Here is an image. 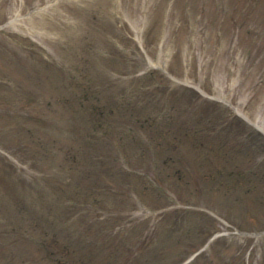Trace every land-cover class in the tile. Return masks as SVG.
Instances as JSON below:
<instances>
[{
	"label": "rangeland",
	"instance_id": "rangeland-1",
	"mask_svg": "<svg viewBox=\"0 0 264 264\" xmlns=\"http://www.w3.org/2000/svg\"><path fill=\"white\" fill-rule=\"evenodd\" d=\"M227 1L234 3L228 11L222 7ZM263 8H253L251 0H0V178L31 197L48 181L55 201L65 204L51 215L56 225L46 222L34 231L63 241L67 226L87 222L95 227L91 236L105 242L104 224L96 217L112 209L123 219L112 237L117 251L105 258L107 264H181L188 242L200 241L207 230V237L218 234L219 240L192 264H264ZM240 13L261 35L247 34L244 25L236 28L240 22L233 17ZM45 99L53 105L48 113L60 117L49 124L58 138L54 144L45 139L48 124L32 119L51 121L46 108L42 114L37 107ZM112 99L145 108L134 110L141 112L136 120L125 108L115 110ZM88 104L111 110L112 121L120 123L113 126L122 135L121 155L133 161L136 172L159 175L130 207L119 196L108 197L110 204L102 208L97 202L98 209L74 202L80 200L74 177L84 170L74 155L100 160L113 151L103 136L82 143L88 131L100 134L86 119L92 117ZM236 110L255 131L229 122ZM216 112L221 123L213 121ZM144 115L150 121L138 124ZM204 135L211 140L204 138L207 147L198 150ZM135 137L144 142L142 150ZM205 154L218 168L207 164ZM175 161L181 176L172 179ZM54 170L66 179L55 181ZM88 178L86 172L83 181ZM17 191L0 185L4 247L21 232L16 222L34 217L14 209ZM75 209L79 214L72 220Z\"/></svg>",
	"mask_w": 264,
	"mask_h": 264
},
{
	"label": "trees",
	"instance_id": "trees-1",
	"mask_svg": "<svg viewBox=\"0 0 264 264\" xmlns=\"http://www.w3.org/2000/svg\"><path fill=\"white\" fill-rule=\"evenodd\" d=\"M61 248V247H60ZM58 250H60V249H58ZM65 251H67V249H65ZM0 254H2V255H4L5 257L7 256V254H5V253H2V251L0 250ZM59 254H61L60 252H59ZM72 263V261H70L69 259H67L66 260V263L65 262H63L62 264H71Z\"/></svg>",
	"mask_w": 264,
	"mask_h": 264
}]
</instances>
